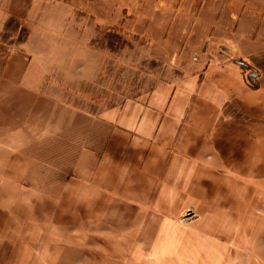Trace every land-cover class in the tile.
Wrapping results in <instances>:
<instances>
[{
  "label": "rangeland",
  "instance_id": "rangeland-1",
  "mask_svg": "<svg viewBox=\"0 0 264 264\" xmlns=\"http://www.w3.org/2000/svg\"><path fill=\"white\" fill-rule=\"evenodd\" d=\"M0 2L11 9L7 19L29 36L33 28L31 57L47 81L45 97L13 104L12 122L0 99V264H264V175L254 178L251 212L232 215L230 239L214 219L215 199L154 213L66 183L84 138L80 125L69 127L74 114L118 108L196 76L232 84L253 70L249 87L264 89V0ZM24 44L0 39V80L7 62L10 78H20L31 58ZM220 68L230 71L219 76ZM228 110L223 104L219 117ZM245 205L238 199L239 210Z\"/></svg>",
  "mask_w": 264,
  "mask_h": 264
},
{
  "label": "crops",
  "instance_id": "crops-1",
  "mask_svg": "<svg viewBox=\"0 0 264 264\" xmlns=\"http://www.w3.org/2000/svg\"><path fill=\"white\" fill-rule=\"evenodd\" d=\"M2 3L0 32L11 10ZM33 31L22 47L28 57L34 54L30 51ZM7 63L6 79L0 80V86L9 89L0 99L10 104L6 119L12 122L13 104L45 97L39 92L47 81L45 69L34 57L17 72L18 79L10 78L15 71L11 62ZM222 71L230 70L218 69L219 76ZM198 77L118 108L81 113V119L74 114L69 127L80 125L84 138L70 163L67 185L111 196L139 209L150 208L154 213L165 207L169 214H179L190 205L188 199H215L219 211L214 212V219L224 237L230 239L236 228L232 215L251 212L248 206L258 182L254 178L264 175V89L249 87L257 83L253 70L246 71L245 81L234 80L232 84L221 78ZM223 86L229 88L222 92ZM16 91L21 93L15 98ZM223 104L228 105L229 113L219 117ZM29 112L27 107L22 119L29 118ZM32 112L39 118L47 117L46 111ZM243 198L246 205L239 210L238 199ZM220 201L225 207L219 206ZM210 238L221 237L214 233Z\"/></svg>",
  "mask_w": 264,
  "mask_h": 264
},
{
  "label": "trees",
  "instance_id": "trees-1",
  "mask_svg": "<svg viewBox=\"0 0 264 264\" xmlns=\"http://www.w3.org/2000/svg\"><path fill=\"white\" fill-rule=\"evenodd\" d=\"M17 36L15 40H12V34H16ZM29 37L28 31L23 28L13 16L6 19L3 24L2 33L0 35V39L3 43H7L9 45L17 44L21 45L27 42Z\"/></svg>",
  "mask_w": 264,
  "mask_h": 264
}]
</instances>
